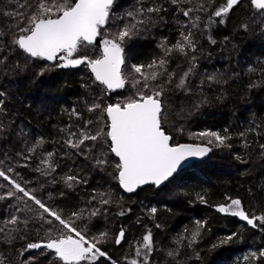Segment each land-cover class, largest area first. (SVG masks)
Here are the masks:
<instances>
[{
    "label": "trees",
    "instance_id": "16d2710c",
    "mask_svg": "<svg viewBox=\"0 0 264 264\" xmlns=\"http://www.w3.org/2000/svg\"><path fill=\"white\" fill-rule=\"evenodd\" d=\"M0 3V32L6 33L0 37L6 46V50H0V56H8L0 64V90L7 93L3 97L6 111L0 112V122L7 126L5 132L0 133V170L11 167L13 171L7 173L9 176L34 190L46 205L62 210L65 218L74 211L91 208L88 202L94 194L111 195L113 203L105 206L106 214L76 223L82 229L86 226V238L99 236L101 232L109 234L99 246L116 264H130L132 259H142L136 257L135 249L148 230L155 242L149 264H239L240 256L248 249L255 250L257 256L250 257L244 264H264V257L259 255L260 249H264V224L257 221L259 226L253 228L239 217L223 215L216 210L219 205L229 204L228 198L240 199L250 215L264 216V150L259 148V144L264 143V10L257 9L251 0H240L223 17V24L219 23L221 18L212 17L215 22L206 28L209 16L225 5L226 0H211V7L210 0L181 4L182 8H195L203 3L208 9L193 12L189 18L174 12L176 6L168 0H145L147 5L163 4L168 10L161 13L164 22L147 26L124 45V74H128L132 64L148 65L159 60L164 55L161 43L166 39L168 45L175 44L180 39V31L187 32L191 28L190 24L183 27L177 21L187 23L199 15V27L192 29L197 42L195 73L189 77L184 89L177 88L176 83L187 69L193 53L189 51L188 56H184L173 52L167 65L168 72L175 73L172 83L166 82L167 77L159 81L165 87L162 126L172 137L173 144H203L204 141L190 134L205 130L223 134L227 129L232 137L228 141L232 148H213L206 159L190 164L163 187L147 185L127 195L115 179L117 159L107 144L88 141L87 144L95 143L96 146L82 155L67 148L63 141L69 131L79 132L86 121L93 122L88 125L92 132L108 123L106 114H101L100 110L88 111L93 103H115L134 96L136 89L126 84L122 91L107 93L102 85L93 82L94 78L83 65L76 69L56 68L54 65L60 61L27 57L11 44L19 17L5 16L3 12L30 13L36 0H0ZM136 5L137 0H115L112 18L103 30L106 31L104 36L122 27L125 21L118 18L125 17L126 20V13ZM104 36H98L95 45L90 46V54L97 53ZM209 36L215 44L209 41ZM46 65L49 70L39 75ZM250 67L256 71H249ZM210 75L216 77V82L207 79ZM253 83L257 86L249 88ZM73 110L79 115H73ZM241 132L246 134L245 137L239 135ZM41 138L42 146L29 153L28 149ZM244 139L250 142L249 147H244ZM48 152L55 153L53 160L57 167L51 175H43L35 169L44 167L40 161ZM101 152L106 153L110 161L103 168L94 163ZM25 156L30 159L25 160ZM25 164L28 166L24 167ZM66 175H76L86 179L87 183L69 188L62 179ZM0 185H3L0 195L14 191L2 177ZM199 196H203L206 203H201ZM25 200L32 212H15L16 207L24 206L16 197L0 200V228H5V232L0 233V264H48L51 258L40 256L43 249L29 250L21 255L27 243L44 240L46 230L52 227L36 217L42 210L27 198ZM151 206L157 209L154 217L149 213ZM121 211L125 214L119 215ZM13 214L21 221L28 218L27 226L20 223L5 227L3 221ZM197 220L204 221L205 227L200 230L197 242L188 247ZM121 227L125 230V239L117 245L115 238ZM11 229H16L12 235L17 238L9 242L6 234ZM233 233L236 235L231 241L221 243ZM181 237L184 238L182 244H178ZM174 249H179V254L174 258L168 256L167 253ZM30 256L39 257V260H28ZM97 264L111 262L100 258Z\"/></svg>",
    "mask_w": 264,
    "mask_h": 264
},
{
    "label": "snow or ice",
    "instance_id": "6c2138e0",
    "mask_svg": "<svg viewBox=\"0 0 264 264\" xmlns=\"http://www.w3.org/2000/svg\"><path fill=\"white\" fill-rule=\"evenodd\" d=\"M168 2L176 6L173 9L174 12L182 13L185 18H189L193 12H206L208 10L203 3L195 8L180 7L183 3H191V0H168ZM251 2L257 9L264 10V0H251ZM239 3L240 0H226L225 5L217 8L209 16V24H206L205 27L207 28L215 22L212 17L221 18L219 23L223 24L225 22L223 17L227 16L230 10ZM114 4L115 0H36L35 8L30 13L6 11L3 14L19 17L16 24L17 31L11 37V44L15 49L21 50L27 57L51 62L60 61L54 65L56 68H75L83 65L94 77L93 82H98L99 85L104 87L105 91L123 89L126 84H130L132 88L136 89L134 96L115 103L106 105L103 101L93 103L88 111L100 110L101 114H106L108 123L92 132L88 125L93 122L86 121L79 132L69 131L67 139L63 141L67 148L74 149L77 154L82 155H86L92 147L96 146L95 143L93 145L87 144L88 141H102L107 144L109 151L118 158L115 162V179L124 191L134 193L143 185L151 184L159 187L164 184L176 173L182 161L189 157H205L213 148L231 149L232 145L228 141L232 137L228 134L227 129L224 130L223 134L220 131L205 130L190 134L204 141L203 144H173L171 143L172 137L165 132L162 126L164 104L161 97L164 95L165 87L159 81L167 77L166 82L168 84L172 83L175 73L168 72L167 65L169 63L168 57L173 52L188 56L189 51H191L193 55L189 57V65L176 83L177 88L184 89L186 87L189 77L195 73L198 66V57L194 54L197 49V42L192 29L199 27L198 22L201 17L197 15L189 19L187 23L178 20V24L183 27H188L190 24L191 28L187 32L180 31V39L175 44L168 45L165 39L160 45L164 49V55L159 60H154L148 65L132 64L128 74L125 75L123 71L125 65L124 45L147 26L164 22L161 13L166 12L168 9L163 4L147 5L145 0H137V5L126 13V20L125 17L118 18L125 21L122 27L105 36L97 53L92 55L89 48L95 45L98 36L104 35L103 30L112 18L111 13ZM209 7H211V0ZM21 24H24V26L21 27ZM242 27L246 29L247 25ZM4 35L6 33L0 32V37ZM208 39L211 43H216L211 36ZM0 50H6L2 39H0ZM7 59V55L0 56V64H3ZM48 70L46 65L41 68L39 75H43ZM249 71L254 72L256 69L250 67ZM5 74H7V70ZM207 79L210 82H216L214 75L208 76ZM256 86L253 83L249 85V88ZM6 95L5 91L0 90V112L6 111L5 99H3ZM197 107H199V104ZM72 114L79 115L75 110ZM6 127L0 122V133H4ZM239 135L245 137L246 134L241 132ZM42 144V138L38 139L28 149V152H35L36 148L42 146ZM243 144L244 147L250 146L247 139H244ZM259 148L264 150V143H260ZM54 155L55 153L48 152L40 161L44 167H37L35 171L43 175H51L55 172L57 165L53 160ZM262 155H264V151H262ZM24 159H30V156H25ZM237 159H240V157L237 156ZM242 162L246 163L247 161ZM94 163L97 167L103 168L110 161L107 159L106 153L101 152L95 157ZM23 166L27 167L28 165ZM12 171L11 167L0 170V177L14 189V191H8L4 195H0V200L16 197L18 201L23 202L24 206L16 207L15 212H32L33 209L28 207L25 200L27 198V200L38 206L39 210H42L36 213V217L44 224L52 226L46 230L44 240L27 243L21 255L29 250L43 249L40 256L51 257L48 264H97L100 258H106L111 264H116L99 246L108 238L109 234L101 232L99 236L86 238V226L85 229H82L76 223L77 220L85 218L91 220L92 217L106 214L107 208L105 206L113 203L111 195L104 192L96 193L88 202L92 205L91 208L74 211L65 218L62 210L46 205L34 194V190L27 189L22 186V183L17 182L16 179L7 174ZM62 179L69 188H72L75 184L87 183L86 179H81L76 175H66ZM0 187H3V185H0ZM17 193L22 195L17 196ZM198 199L201 203H206L203 196H199ZM228 199H230L229 204L217 206L219 212L239 217L253 228L259 226L257 221L264 224V216L250 215L243 208L240 199ZM156 212L155 207L149 209V213L153 217ZM124 214L123 211L119 213V215ZM28 222V218L21 221L20 217L15 214L11 215L10 219L3 221L5 227L20 223H23L26 227ZM195 224L196 229L188 239V247H192L197 242L200 230L205 227L204 221L197 220ZM156 227L159 228L160 225L157 224ZM14 231L16 229H11L6 234L9 242L17 238L12 235ZM4 232L5 228H0V233ZM235 235L236 233H233L222 240L221 243L231 241ZM20 238L25 239L24 236H20ZM124 239L125 230L121 227L116 235L115 243L119 245ZM183 239L181 237L177 243L182 244ZM154 247L155 242L152 232L148 230L135 249L136 257H142V259L139 261L132 259L130 264H149V258ZM178 254L179 249L167 253L168 256L173 258ZM259 255L264 257V250H261ZM251 256L256 257L257 253L253 252ZM245 259H248V257H245ZM28 260L38 261L39 257L30 256Z\"/></svg>",
    "mask_w": 264,
    "mask_h": 264
},
{
    "label": "water",
    "instance_id": "95a60500",
    "mask_svg": "<svg viewBox=\"0 0 264 264\" xmlns=\"http://www.w3.org/2000/svg\"><path fill=\"white\" fill-rule=\"evenodd\" d=\"M97 39H98V37L96 38V41H97ZM48 62H51V61H48ZM80 67V66H79ZM70 69H76V68H78V67H75V68H72V67H69ZM89 71V70H88ZM89 73H90V71H89ZM91 74V73H90ZM91 76H92V74H91ZM93 77V76H92ZM94 78V77H93ZM123 89H115V90H109V91H107V93H109V92H115V91H122ZM107 117V116H106ZM114 155V154H113ZM210 155V153H208L205 157H202V158H200V157H189V158H187L186 160H184V161H182V163L180 164V166L178 167V169H177V171H176V173H174L173 174V176L172 177H170L169 178V180L168 181H166L164 184H162V185H160L159 187H157V186H155L156 188H161V187H163L167 182H169L174 176H176L181 170H183L184 168H186V167H188L191 163H193V162H195V161H201V160H204V159H206L208 156ZM117 158V157H116ZM118 159V158H117ZM148 185H151V184H148ZM145 186H147V185H143V186H141V187H139L138 189H140V188H143V187H145ZM119 187H120V185H119ZM120 189L125 193V194H134V193H128V192H126V191H124L121 187H120ZM137 189V190H138ZM136 190V191H137ZM217 210V209H216ZM218 211V210H217ZM223 215H227V214H229V213H222Z\"/></svg>",
    "mask_w": 264,
    "mask_h": 264
},
{
    "label": "built area",
    "instance_id": "2783aa9c",
    "mask_svg": "<svg viewBox=\"0 0 264 264\" xmlns=\"http://www.w3.org/2000/svg\"><path fill=\"white\" fill-rule=\"evenodd\" d=\"M248 250H249V251H248ZM248 250H246V252L240 256V257H241L240 262H243V264L246 263L247 261H249L250 257H252L251 254H252L253 252H256V251L253 250V249H248ZM256 253H257V252H256ZM245 257H248V259H245ZM227 264H228V263H227ZM229 264H235V263H234V262H231V263H229ZM241 264H242V263H241Z\"/></svg>",
    "mask_w": 264,
    "mask_h": 264
},
{
    "label": "bare ground",
    "instance_id": "6f19581e",
    "mask_svg": "<svg viewBox=\"0 0 264 264\" xmlns=\"http://www.w3.org/2000/svg\"><path fill=\"white\" fill-rule=\"evenodd\" d=\"M8 1V0H7ZM4 2V1H3ZM2 2V3H3ZM10 2V1H9ZM12 3V2H11ZM1 4V3H0ZM15 4V3H14ZM6 16V15H5ZM3 17V16H2ZM7 21V20H6ZM3 78H5V77H3ZM46 85H48V84H46ZM47 87H49V86H47ZM1 89V88H0ZM34 89H36V88H34ZM36 90H38V89H36ZM42 89H40V91H41ZM39 92V91H38ZM44 92V91H43ZM34 94V93H33ZM45 95H47V94H45ZM43 97V96H42ZM45 98V97H44ZM59 99V98H58ZM29 100V99H28ZM34 101V100H33ZM37 101V100H36ZM65 101V100H64ZM62 102V101H61ZM61 105V104H60ZM33 107V106H32ZM57 107H59V106H57ZM37 109H39V107L37 108ZM48 109V108H47ZM50 110V109H49ZM55 110H56V108H55ZM46 114V113H45ZM44 114V115H45ZM61 114V113H60ZM43 117V116H42ZM256 122V121H255ZM254 124H256V123H254ZM219 127V126H218ZM250 133V132H249ZM10 134V133H9ZM15 135V134H14ZM254 137V136H253ZM13 139V138H12ZM3 160V159H2ZM4 161V160H3ZM9 164V163H8ZM4 165V164H3ZM49 196V195H48Z\"/></svg>",
    "mask_w": 264,
    "mask_h": 264
},
{
    "label": "rangeland",
    "instance_id": "374dc122",
    "mask_svg": "<svg viewBox=\"0 0 264 264\" xmlns=\"http://www.w3.org/2000/svg\"><path fill=\"white\" fill-rule=\"evenodd\" d=\"M105 32H106V31H104V33H105ZM103 36H104V35H103ZM104 38H105V36H104ZM99 48H100V47H99ZM90 49H91V47L89 48V50H90ZM161 99H163V98L161 97ZM105 116H106V115H105ZM106 118H107V117H106ZM190 144H198V143H190ZM114 157H115V156H114ZM115 158H116V157H115ZM116 159H117V158H116ZM117 160H118V159H117ZM195 162H196V161H195ZM193 163H194V162H193ZM191 164H192V163H191ZM127 195H129V194H127ZM152 207H153V206L149 207V209L152 208ZM261 250H264V249H260V251H261ZM248 251H249V250H248ZM260 251H259V252H260ZM239 264H241V262H239ZM242 264H243V262H242Z\"/></svg>",
    "mask_w": 264,
    "mask_h": 264
}]
</instances>
